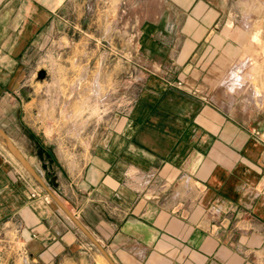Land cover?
<instances>
[{
    "label": "crops",
    "instance_id": "crops-1",
    "mask_svg": "<svg viewBox=\"0 0 264 264\" xmlns=\"http://www.w3.org/2000/svg\"><path fill=\"white\" fill-rule=\"evenodd\" d=\"M86 1L0 0V86L22 81L55 24ZM208 1H159L177 10L165 17L178 32L171 62L93 136L79 169L59 163L51 191L115 264H264V144L252 133L264 138V111L209 93L229 49L214 43ZM121 7L141 20L140 0ZM35 190L0 152V228L20 229L30 264H91V240Z\"/></svg>",
    "mask_w": 264,
    "mask_h": 264
},
{
    "label": "rangeland",
    "instance_id": "rangeland-1",
    "mask_svg": "<svg viewBox=\"0 0 264 264\" xmlns=\"http://www.w3.org/2000/svg\"><path fill=\"white\" fill-rule=\"evenodd\" d=\"M159 1L140 0L141 20L131 9L127 21L121 0H87L80 14L71 11L55 24L22 81L0 86L10 90L0 93V128L51 190L59 163L79 169L93 136L137 98L151 71L171 62L167 54L178 32L165 17L177 10ZM208 4L210 14L218 13L210 25L221 33L214 43L229 49L215 61L224 67L212 70L209 93L218 104L264 111V0ZM0 152L28 174L36 192L46 193L1 139ZM19 231L0 228V264L32 263ZM89 246V263L108 264Z\"/></svg>",
    "mask_w": 264,
    "mask_h": 264
},
{
    "label": "water",
    "instance_id": "water-1",
    "mask_svg": "<svg viewBox=\"0 0 264 264\" xmlns=\"http://www.w3.org/2000/svg\"><path fill=\"white\" fill-rule=\"evenodd\" d=\"M0 139L6 143V149L16 157V159L19 161V163L22 165L24 169L27 170V172L30 174V176L39 184L43 187V189L46 191L47 195L51 197V199L56 202V204L62 209V211L65 212V214L72 220V222L82 231L83 234H85L88 239L91 240V242L95 245L97 250L103 255V257L106 259L108 264H115L108 253L105 252L104 248L98 242L92 235L91 233L87 230L85 226H83L79 220L75 217V215L71 212L68 211V209L65 207L63 202L60 200L59 197L55 195L51 191V189L48 187V185L42 180L41 176L39 173L32 167V165L29 163V161L20 153L19 149L15 146V144L9 140L5 132L0 128Z\"/></svg>",
    "mask_w": 264,
    "mask_h": 264
},
{
    "label": "built area",
    "instance_id": "built-area-1",
    "mask_svg": "<svg viewBox=\"0 0 264 264\" xmlns=\"http://www.w3.org/2000/svg\"><path fill=\"white\" fill-rule=\"evenodd\" d=\"M252 133H253V134H256V135L260 138V140L262 141V143L264 144V138H263V137L261 136V134L259 133L258 128H253ZM31 195H32V196L34 195V191L31 192Z\"/></svg>",
    "mask_w": 264,
    "mask_h": 264
},
{
    "label": "bare ground",
    "instance_id": "bare-ground-1",
    "mask_svg": "<svg viewBox=\"0 0 264 264\" xmlns=\"http://www.w3.org/2000/svg\"><path fill=\"white\" fill-rule=\"evenodd\" d=\"M2 141V140H1ZM2 143H3V146L6 148V143L4 142V141H2Z\"/></svg>",
    "mask_w": 264,
    "mask_h": 264
}]
</instances>
